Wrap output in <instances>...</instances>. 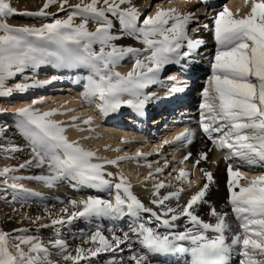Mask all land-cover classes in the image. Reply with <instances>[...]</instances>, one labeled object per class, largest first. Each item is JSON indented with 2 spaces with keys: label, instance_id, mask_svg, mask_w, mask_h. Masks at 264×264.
Segmentation results:
<instances>
[{
  "label": "snow or ice",
  "instance_id": "1",
  "mask_svg": "<svg viewBox=\"0 0 264 264\" xmlns=\"http://www.w3.org/2000/svg\"><path fill=\"white\" fill-rule=\"evenodd\" d=\"M245 4L250 6V10L242 16L239 9L234 13L225 6L213 17L211 30L217 48L211 63V76L202 92L199 123L202 132L218 149L227 150L224 153L225 161L238 160L250 167L264 168V0H245ZM52 5H58L60 11H67L66 18L54 19L39 27L12 26L7 22L9 16L16 14L40 17L54 15L46 11ZM77 18L79 23L75 22ZM90 22L94 28L89 27ZM117 23L118 34L113 31ZM191 23H199L194 12H181L176 7H158L153 14L145 15L133 0H78L75 4H70L69 0H45L39 11L23 13L12 7L11 0H0V97H9L14 92H24L29 87L51 83L33 80L31 84L25 82L16 83L13 87L6 86L7 80L28 69L35 72L45 65L65 69L85 68L90 74L86 77L82 95L89 104L98 99L96 107L101 114L106 116L122 105L141 112L151 98L144 89L157 83L158 74L165 65L176 63L181 57L190 59L204 44L202 39L189 36ZM203 27L206 30L210 28L208 24ZM125 36L145 47L140 49L115 43ZM96 44L100 46L98 51L94 48ZM185 48L186 51L183 50ZM143 53H147L145 59L136 58L132 70L126 74L114 70L126 56L139 57ZM55 79L57 77H53ZM123 94L132 98L122 99ZM40 102L33 100L32 104L15 110L32 155L16 167L0 169L3 183L25 193L31 190L16 182L9 185L8 180L34 179L44 182L48 187L69 180L75 182L73 187H114L116 190L114 199L93 196L72 199L69 203L75 211L69 213L68 208H64L61 212L68 215L56 218L49 213L47 218L50 223L41 224L40 227L71 224L74 219L90 217L116 220L130 215L140 220L141 213H150L148 223L154 219L156 226L150 227L141 222L130 225L128 231L120 230V235L109 228L110 238L97 227L84 240V243L93 246H77L75 254L65 239H54L46 244L38 236L27 234L30 231L27 228L15 229L16 234L0 230V264H60V260L65 264H80L90 256L122 251L121 245L130 244L133 239L142 246L141 252L129 257L134 264H151V256L172 253L189 254L191 264H229L233 253L241 257L240 264H264V175L253 178L247 186H243L240 181L244 176L239 166L234 170L233 163H228V203L238 231H234L229 223L228 213L217 212L215 207L210 208V215L216 218L214 224L196 214V206L207 202L204 198L210 184L214 183L213 173L203 168L200 171L206 182L183 206H165L166 201L179 200L183 188L159 197V190L166 185L163 182L155 184L156 192L153 195L159 198L153 199L151 203L163 208V211L157 212L146 207L133 194L130 182L123 175L114 185L109 179L114 178V174L106 171L104 164L116 165L120 160L130 157L92 163L96 153L84 149L77 141L69 140L63 122L52 119L60 114L58 110L40 112L34 107ZM71 119L76 121L79 117ZM91 122V117L84 120L85 124ZM70 126L76 127L74 123ZM194 136L195 131L186 128L173 142L186 141L190 144ZM164 143L168 144L169 141ZM0 150L20 151L15 146ZM191 155L190 152L185 155L181 163ZM142 156L143 153H137V157ZM207 159L208 154L202 151L195 164ZM29 166H46L49 174L32 177L10 175ZM161 171L160 168L156 169L157 173ZM189 175V172L180 169L177 179ZM181 217L187 218L192 227L181 232L158 231L161 227L169 230L174 228V222ZM44 218L37 216L33 222ZM24 219L32 218L26 214ZM183 241H189L190 246H183L180 243ZM53 256L60 259H53ZM109 264H122V258L120 262L113 259Z\"/></svg>",
  "mask_w": 264,
  "mask_h": 264
},
{
  "label": "bare ground",
  "instance_id": "2",
  "mask_svg": "<svg viewBox=\"0 0 264 264\" xmlns=\"http://www.w3.org/2000/svg\"><path fill=\"white\" fill-rule=\"evenodd\" d=\"M77 2L78 0H69L70 4H75ZM44 3L45 0L13 1V4L21 6L22 10L25 12H37L43 7ZM133 3L137 5L141 12H143L145 15L153 14L158 7L164 9L176 7L181 12L191 11L196 14V16L199 18V23L202 24L201 26L199 25V23H191L189 25V29L190 27L192 28L191 32L188 31L189 36L193 39L199 38L204 41V44L193 54V57H191L190 59L181 57L178 62L165 65L164 69L160 72L162 73L163 71H166L165 76L168 75V78H172L175 75H178L177 73L180 72L183 75L180 76L181 81H184V78H186L187 80V85L183 88V90L185 91L180 93L181 96L185 97V99L180 103L181 107L179 110L185 115L184 117H180V125L183 128L191 125L190 129L195 131V136L192 140V143L189 144L186 141L174 142L172 145H169V147L165 146L166 149L164 152H166V156H152V154H156V151H159V148H152L150 150H148V148L150 144L158 143L161 137L168 133L166 127L163 126L162 128H159L155 135H150L149 138L146 139V136L144 135L148 132L149 128L143 123L139 125V123L133 124L128 122L131 120V118H135L136 116H134V112L126 108L127 105H122L118 110H116L115 112H109L106 116L101 114L96 107V105L99 103L98 99L94 103L89 104L88 101L83 97L82 94L85 91V84L87 83V80L84 74H80L78 73V71L74 73V77H62L63 79L69 81L72 86L68 85L62 87L60 85H56L47 87L48 89L46 88V93H40L37 97H34L30 100L24 99L16 103V105H13L15 104L12 103L13 100L10 101L9 105L4 104L3 99L0 97V108L2 109L1 112L15 113L16 109L32 104L33 100L41 101L45 98L58 99V101L56 102L41 101L40 103L35 104L34 107L40 112L48 111L51 109L58 110V113L60 114L53 116L52 119L63 122V126L66 128V135L69 140L77 141L79 145L84 149L96 153V156L92 158V163H104V161L106 160H115L118 157H130L128 159L120 160L116 165L105 163L104 168H108L105 167V165H109V169H111L114 174V178H116L118 182L119 177L123 175L127 179V181L130 182L131 191L133 192V194H135L140 200L145 199L144 197L150 198L151 200L158 199L159 197L167 195L170 192H175L178 189L183 188L184 191H182L181 193H184V195H186V200L181 205L183 206L184 204H186L188 199H190V197L199 190L203 183L206 182V179L203 177L200 169L203 168L211 171L214 176V183L210 184V187L204 198L207 202L200 203L196 206V214L200 216L204 221L214 224L216 222V218L210 215V208L215 207L217 212L228 213L227 219L229 223L232 224L234 231H238L239 229L237 227V222L235 220L234 214L232 213L231 205L228 203L229 191L227 187L228 163H233V167L235 170V168L239 166V163L237 162L238 160L225 161L224 153L227 150L221 151L216 146L214 148V151L212 152L209 143L203 136L204 133L202 132L199 123L201 112L200 104L203 101L202 94H198L200 95V102L198 105H195V103L192 102L195 101L197 97V94L195 95V90L199 86V81H202V86L204 89L207 86L208 78L211 76V63L213 62L215 51L217 48L216 44L210 45L209 43V41L214 38V33L211 30L213 25V17L225 6H227L234 13L237 9H239V14L242 16L250 10V6H246L245 0H133ZM206 9L208 10L207 12ZM46 11L54 12V16L57 19H64L68 14L67 11H60L58 5H52ZM75 22L79 23V18H77ZM13 24L21 26L27 25L22 23L20 20L15 21ZM204 24H208L210 28L206 30L203 27ZM89 27L94 28V25L90 22ZM118 29L119 25L117 23L116 27L113 29L114 33L118 34ZM115 43L124 46L132 45L140 49H143L145 47L142 43L127 36H125L122 40L116 41ZM99 47L100 46L98 44L94 45V48L97 51L99 50ZM183 50L186 51L187 49L185 48ZM146 55L147 53H143L139 55V57L128 55L119 62L114 70L119 71L122 74H126L127 72L132 70L136 58L144 60ZM42 67L36 70L35 73L39 74L40 72H42ZM59 69L60 68L51 65L52 72H49L48 74H43L42 72L43 75L40 74V76L37 77V80L41 82L53 81V77H56V75L59 74ZM88 71L89 70H87V72ZM204 72H206L207 74L203 76ZM199 76H201V78H199ZM81 79L83 80L81 81ZM22 81L23 80L19 81L18 83H25ZM177 81L178 80H168L165 84H161V86H163V88L166 90L163 89L162 93L159 95L166 99V97L171 96L170 90H173L175 88L181 89L180 87H178L179 85L176 84ZM14 82L16 81L14 80ZM80 83L84 84L81 86L79 85ZM77 86H80V88H76ZM38 89L39 90H36L34 92L41 91L42 86H39ZM29 90L31 91V89ZM60 90H63L64 94L58 93ZM156 91L157 90H155L154 87H148L144 89V92H148V95H155ZM131 98L132 97L128 94H123L122 96V99ZM154 99L156 100L155 103H153V107L155 108L163 107V105L167 106L169 103H171V101L162 102V98L159 99L158 97H155ZM186 100H189V103H187ZM176 113L178 114V111H174L172 108L167 107L166 109H163L161 115L153 118L152 120L156 121L157 119H159V117L166 114L176 116ZM74 116L79 117V119H77L76 121H72L71 118ZM88 117L92 118L91 124L84 123V120ZM11 120L14 121V119ZM73 123L76 125V127L70 126ZM119 131H124L125 134H129V136L126 137L124 135H121ZM134 133H137L139 135H136ZM172 138L173 137H171L167 141H170ZM116 149H120V151H116ZM202 151L208 154V159L206 161H201L199 164H195V161L198 158V154ZM138 152L143 153V156L137 157ZM189 152L192 155L188 160H185V162L189 164L185 171L189 172L190 175L187 178L177 179V176L172 173V171H174V167H176L177 164H175L176 162H172L170 166L167 167V161H169L168 157L171 155H175L176 157L182 155L183 159V157ZM213 161H215V163H213ZM14 164L15 163L12 162L10 158L3 155L0 156V169L4 167L18 166L17 164ZM157 168L162 169V171L157 173ZM239 169L244 176V179L240 181L241 185L243 186H247L249 181L257 176L263 175L264 173V168H261L259 166L250 167L245 164L244 167L239 166ZM150 173H152L153 175L150 176ZM10 175L21 177L36 176L35 173L31 174L26 168L20 169L14 173H11ZM189 180L191 181V184H189ZM8 182L9 185L13 182L23 184L26 189L31 190V192L37 193L36 198L31 200V202L28 204V207H24V209L22 210L27 215H34L33 210L35 209V211L37 212V209H40V213H35V217L44 216L46 212L48 215L49 213L51 215L62 214L61 210L66 208V204H64V202L67 201L68 197H72V199L76 200L86 199L88 196L98 197L102 199H114V195L116 192L115 188H93L84 185H76V187H73V184L75 182H70L69 180L59 181L52 187L46 186L42 181L27 178L19 181H12L9 179ZM159 182H163L166 186L159 190V197H156L153 195V193L156 192L154 185ZM236 190L238 191L239 189L237 188ZM141 201L143 202V200ZM172 207L175 208L177 207V205ZM41 211L43 212V214H41ZM154 211L161 212L163 210L159 209ZM48 215L45 216L47 217ZM93 219L97 221L98 226L105 229V231L108 232V229L112 228L117 232L118 235L122 234L120 230L128 231L130 225L134 226L141 222L146 223L147 226L150 227L156 226V222L154 221V219L152 220V223H148L150 219V213H141L140 220H137L135 217H132L130 215H124L116 220L110 219L108 217H93ZM174 223L176 225L174 228L169 230L161 227L158 229V231H160L161 233L167 231L181 232L188 227H192L191 223L185 217H181ZM208 235L213 234L208 233ZM110 237L111 233L109 235V238ZM180 243L185 247L190 246L189 241H183ZM121 248L122 251H118L116 253L106 252L108 254L107 257L111 260L115 259L117 262H120L122 258V264H134L133 261H130L129 257L142 251V246L135 239H133L130 244L121 245ZM150 260L151 264H191V257L186 253L161 254L151 256ZM240 260L241 257L238 254L233 253L229 260V264H240Z\"/></svg>",
  "mask_w": 264,
  "mask_h": 264
},
{
  "label": "rangeland",
  "instance_id": "3",
  "mask_svg": "<svg viewBox=\"0 0 264 264\" xmlns=\"http://www.w3.org/2000/svg\"><path fill=\"white\" fill-rule=\"evenodd\" d=\"M13 1L14 0H11V5L13 8H16L19 13L25 12L22 10L21 6L13 4ZM50 13H53L55 15L54 12H50ZM54 15H50V16H46V17H40V16H28V15L16 14V15L9 16L7 18V22L12 26H21V25L13 24L15 21L20 20L22 23L27 24L25 26H32L33 25V26L39 27L44 23H51L54 21V19H57ZM199 25L201 26L202 24L199 23ZM191 30H192V28L190 27L189 32H191ZM195 31H197V30H195ZM209 43H210V45L216 44L214 38H212L209 41ZM87 70L88 69H85V68H76V69L60 68L58 70L59 74L56 75L57 79L51 81V83H49V84L48 83L44 84V86H42L43 90L41 89V91H39V92H34L36 90H39L38 87H33V88L29 87L24 92H14L9 97H1V98L3 99L4 104L9 105L10 101L13 100L12 103H15L13 105H16V103H18L24 99L30 100L34 97H37L40 93H46L47 87L56 86V85H60L62 87L68 86V85L72 86V84H70L69 81H67L66 79H63L62 77H66V76L68 78L74 77L75 76L74 73L76 71H78V73H80V74H84V76L87 77L90 74V72L89 71L87 72ZM42 72H43V74H48L49 72H52L51 65L43 66ZM42 72H40L39 74L38 73L36 74L33 70L28 69L24 73L18 74L17 76L10 78L6 83V86L13 87L16 83H18L21 80H23L22 82H27V83L31 84L33 80L38 81L37 77L40 76V74L43 75ZM68 73H69V75H68ZM206 74L207 73L204 72L203 76ZM26 78H32V79H26ZM199 78H201V76H199ZM14 80L16 82H14ZM82 80L83 79H81V81ZM64 81H67V82H64ZM8 82H10V83H8ZM12 83H13V85H12ZM83 84L84 83H80L79 85L82 86ZM198 84H199V86L195 90L196 91L195 95L197 94V97L194 101L195 105L199 104L200 95L203 92L202 91V89H203L202 81L201 82L199 81ZM76 88L79 89L80 86H77ZM29 89H31V91ZM58 93L64 94L63 90H60ZM198 94H200V95H198ZM65 95H66V92H65ZM186 101H187V103H189V100H186ZM12 103H11V105H12ZM1 110L2 109L0 108V149H10L13 146H15V147H18L20 149V151L5 152V151L0 150V156H2V155L6 156V157L10 158L12 162L15 163L14 165H16V164L19 165L20 163H23L24 161L31 158V155H32L31 147H30L29 141L26 139L22 129L20 128V125H19L20 117L15 115V113L7 112V111H5L7 113H4V112H1ZM11 119H14V121ZM127 125H129V124H127ZM8 136H11L12 138L8 137ZM144 145H147V144H144ZM105 167H108V168H105L106 171L112 172L111 169H109L110 166L106 165ZM26 169L31 174L35 173L36 176L49 174L48 168L46 166L41 167V168H37L35 166H29V167H26ZM109 179H112L113 185L118 182L116 180V178L109 177ZM8 184H9V182H8ZM112 189H114V187H112ZM31 193H35V192L25 193V192H22L19 190H14L11 187L6 186L3 183V179L0 178V230H3V231L8 232V233L16 234V233H14L15 229L27 228L30 230L29 233H27V234L38 236L46 244L49 241L54 240V239H65V240H67V242L69 244L70 250H73V254H75L74 249L77 246H83L85 248H89V247L93 246L90 243H87V244L84 243V240L87 239V234L94 232L97 229V227H100V226H98L97 221H95L93 219V217L77 218V219H74L71 224L56 225L54 227L41 228L40 227L41 224H45V223L50 222V220L47 218L48 216L47 217L45 216L48 214L46 212L44 216H41V217H45V219H42L39 222H33L35 220V218H34L35 213H40V209H37V212L34 209L33 210L34 215H28L32 219H24L26 213L23 212L22 210L24 209V207H28V204L31 202V200L35 199L37 196V193H35L36 195H32ZM144 198L145 199H141V200H143V203L146 207L151 208L153 210H159V209L163 210V208H158L157 205L151 203L152 200L150 198H147V197H144ZM70 200H72V197H68L67 198L68 202L67 201H65L66 203L64 202V204H66V208H68L69 213L72 211H75L69 203ZM185 200H186V195H184V193H181L179 200L171 199L169 201H166L165 206L172 207V206H176L178 204L182 205L185 202ZM35 208H37V207H35ZM41 214H43L42 211H41ZM57 215L58 216H60V215H63V216L66 215L67 216L68 214L62 213V214H57ZM57 215L54 214V215H52V217L56 218V217H58ZM45 221H48V222H45ZM100 229L103 230L102 232L105 236L109 237V235H110L109 232L105 231V229H103L101 227H100ZM82 233L85 235H82ZM52 251L55 252L56 250L52 249ZM105 253L106 252L100 253L99 255H97L95 257L90 256L86 260L81 261L80 264H109V260L111 261V259L108 258L107 257L108 254L107 253L105 254ZM53 259H60V258L58 256H53ZM60 264H65V262L63 260H60ZM67 264H71V262H67Z\"/></svg>",
  "mask_w": 264,
  "mask_h": 264
},
{
  "label": "trees",
  "instance_id": "4",
  "mask_svg": "<svg viewBox=\"0 0 264 264\" xmlns=\"http://www.w3.org/2000/svg\"><path fill=\"white\" fill-rule=\"evenodd\" d=\"M191 102V101H190ZM192 103H195L194 101Z\"/></svg>",
  "mask_w": 264,
  "mask_h": 264
}]
</instances>
